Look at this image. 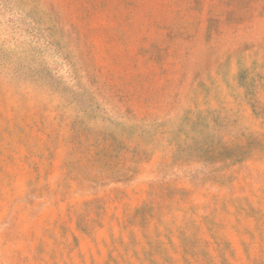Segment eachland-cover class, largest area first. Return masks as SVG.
<instances>
[{
    "label": "rangeland",
    "instance_id": "rangeland-1",
    "mask_svg": "<svg viewBox=\"0 0 264 264\" xmlns=\"http://www.w3.org/2000/svg\"><path fill=\"white\" fill-rule=\"evenodd\" d=\"M0 264H264V0H0Z\"/></svg>",
    "mask_w": 264,
    "mask_h": 264
}]
</instances>
